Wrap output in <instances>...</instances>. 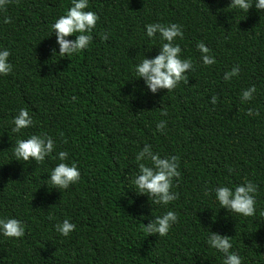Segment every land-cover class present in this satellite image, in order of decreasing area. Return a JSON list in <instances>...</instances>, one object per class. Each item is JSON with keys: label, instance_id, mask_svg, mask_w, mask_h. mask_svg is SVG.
<instances>
[{"label": "trees", "instance_id": "1", "mask_svg": "<svg viewBox=\"0 0 264 264\" xmlns=\"http://www.w3.org/2000/svg\"><path fill=\"white\" fill-rule=\"evenodd\" d=\"M229 3L89 0L87 10L99 17L92 40L61 57L52 52L50 25L70 0H10L0 12V21L11 18L0 22V46L9 49L13 66L0 76V215L21 220L26 231L18 240L0 237V264H222L223 254L206 244L208 231L231 237L242 264H264V11L243 13ZM153 22L181 24L176 43L193 62L187 84L155 94L133 70L141 55L158 52V36L144 34ZM201 41L213 65L201 63ZM234 65L239 74L225 81ZM250 85L257 91L241 103L240 92ZM21 107L34 123L12 133L11 118ZM162 119L165 130L157 132ZM41 132L80 169V180L67 189L47 181L59 162L55 152L36 164L12 154L17 138ZM146 143L179 158L177 199L167 206L133 189L135 154ZM245 180L257 185L253 216L229 213L211 191L205 194ZM168 210L177 221L167 235L144 232L143 225ZM65 218L76 224L67 237L53 228Z\"/></svg>", "mask_w": 264, "mask_h": 264}, {"label": "clouds", "instance_id": "2", "mask_svg": "<svg viewBox=\"0 0 264 264\" xmlns=\"http://www.w3.org/2000/svg\"><path fill=\"white\" fill-rule=\"evenodd\" d=\"M9 2L10 0H0V12L6 11ZM229 6L243 13H247L252 7L257 11H264V0H230ZM88 7L89 0H70L66 12L58 16L50 25L51 33H55L56 47L52 49L53 54L67 57L88 48L92 40L91 34L99 19L94 11L87 10ZM0 22L8 24L11 18L4 16ZM144 34L149 39L158 36L160 46L157 54L152 58L141 55L140 61L133 66L135 79H142L144 88L152 94L161 89L171 91L181 82L187 84L188 75L193 70V62L191 58H182L180 44L176 43L178 39L183 38V26L178 23H148L144 25ZM73 35L74 39H68ZM101 39H107V34L102 35ZM196 48L204 66L216 63L211 50L204 42H198ZM9 56V49L0 46V76H7L12 71L13 66ZM239 72V65H234L229 71L224 72L223 79L228 81L236 77ZM256 91L255 85L241 90L239 96L241 103L251 101ZM209 102L215 105L217 96L212 95ZM249 114L253 113L250 111ZM33 123L29 109L21 107L11 118L10 130L12 133H20L21 130L31 127ZM165 127L166 121L163 119L155 123L157 132H163ZM53 152L55 156L52 158L59 162L48 172L47 181L55 189H67L80 180V169L75 162H66L67 151H56V141L52 136L43 132L31 134L27 138H17L12 145L15 160L22 162L42 163L47 157H51ZM135 162L137 171L132 176L131 183L136 193L148 196L152 204L160 206H167L177 199V193L172 189L174 178L180 176L178 156H162L154 152L152 146L146 143L135 154ZM209 191L219 208H224L229 213L250 217L256 212L257 185L251 180H245L232 187L219 184L214 188L206 189L205 194L207 195ZM176 221L177 213L168 210L150 219L146 225H143V230L148 235L157 234L163 237L168 234ZM53 228L61 236L67 237L76 228V224L65 218L54 224ZM25 231L26 225L21 220L0 215V237L18 240L25 235ZM206 244L223 254L222 264H242V257L236 251H231L233 248L231 237L208 231Z\"/></svg>", "mask_w": 264, "mask_h": 264}]
</instances>
